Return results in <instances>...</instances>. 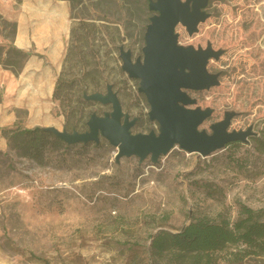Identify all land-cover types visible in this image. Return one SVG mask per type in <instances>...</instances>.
<instances>
[{"label":"rangeland","instance_id":"1","mask_svg":"<svg viewBox=\"0 0 264 264\" xmlns=\"http://www.w3.org/2000/svg\"><path fill=\"white\" fill-rule=\"evenodd\" d=\"M67 3L70 26L81 18L94 25L85 49L99 85L87 91L105 92V85L113 84L123 112L137 117L132 133H157L138 80L121 70L118 50H130L133 60L142 57L144 32L153 14L148 0ZM205 11L209 17L196 33L188 35L180 24L175 27L182 45L204 48L209 42L223 50L218 60L207 64L209 72L219 73V85L187 91L196 99L192 107L213 108L199 129L210 133V124L225 111H234L229 130L251 125L252 137H261L264 0H209ZM7 23L0 24V33L9 42L15 23ZM8 42L0 46V67L7 68L6 61L13 70L23 61L7 52ZM85 110L101 115L111 107L93 102ZM252 137L207 156L175 145L156 163L149 156L142 162L136 156L116 162L117 150L106 140L49 152L41 165L9 142L0 151V264H43L32 256L49 264H149V236L159 228L178 231L192 216L233 220L239 204L264 209V155L256 151ZM237 264H264V257Z\"/></svg>","mask_w":264,"mask_h":264},{"label":"water","instance_id":"2","mask_svg":"<svg viewBox=\"0 0 264 264\" xmlns=\"http://www.w3.org/2000/svg\"><path fill=\"white\" fill-rule=\"evenodd\" d=\"M209 0H148L153 12L144 32L142 57L132 59L131 51L119 46L121 69L129 78L138 80V92L147 101L150 121H156L158 132L132 133L137 117L123 112L117 93L111 84L105 92L84 93L85 100L110 105L111 110L101 115L92 112L86 121L87 130L68 131L45 128L66 144L94 142L106 139L117 151L116 162L121 157L136 156L142 162L149 156L156 163L177 145L188 153L207 156L231 142H246L254 134L252 126L245 130H229L236 113L225 111L221 120L209 125L208 133L199 126L208 119L213 108L199 106L187 91L208 90L219 85V73L207 70L210 59L218 60L222 49H213L208 42L203 48L182 45L178 42L175 27H185L188 35L196 33L198 24L209 14L205 8Z\"/></svg>","mask_w":264,"mask_h":264},{"label":"trees","instance_id":"3","mask_svg":"<svg viewBox=\"0 0 264 264\" xmlns=\"http://www.w3.org/2000/svg\"><path fill=\"white\" fill-rule=\"evenodd\" d=\"M0 24L8 23L0 17ZM15 26L12 25L9 33L11 37L14 35ZM91 26L94 27L83 18L71 24L69 44L52 93V100L58 105L56 114L63 116L64 126L68 131H86V121L95 112L85 110L93 101L83 97L84 93L99 92L87 91L88 87L99 85V82L93 81L96 67L86 60L89 52L85 48L89 46L92 36ZM7 52L18 55L22 61L28 55L11 44L7 47ZM3 65L12 68L9 62L5 61ZM19 67L12 71H18ZM111 85L113 88V84ZM1 133L7 139L8 145L9 142H14L22 150L23 156L41 165L48 159L49 152L67 150L74 145L87 148L94 143L69 145L43 127L23 128L15 125L1 129ZM254 135L255 132L252 136ZM252 138L255 139L256 151L264 155V128L261 137ZM246 142H231L227 145L237 146ZM100 143L108 142L101 138L97 144ZM32 257L43 264H49L45 258ZM250 257H264V209H254L243 204H239L237 217L233 220L221 216L215 219L192 216L189 223L178 231L159 228L149 236V264H237Z\"/></svg>","mask_w":264,"mask_h":264},{"label":"crops","instance_id":"4","mask_svg":"<svg viewBox=\"0 0 264 264\" xmlns=\"http://www.w3.org/2000/svg\"><path fill=\"white\" fill-rule=\"evenodd\" d=\"M68 12L65 0H0V17L16 24L9 42L0 33V46L28 53L18 71L0 67V151L8 147L3 128L64 125L52 93L69 39Z\"/></svg>","mask_w":264,"mask_h":264}]
</instances>
